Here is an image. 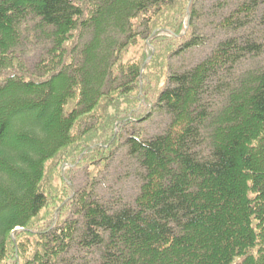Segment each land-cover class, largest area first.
Returning <instances> with one entry per match:
<instances>
[{
    "label": "trees",
    "instance_id": "16d2710c",
    "mask_svg": "<svg viewBox=\"0 0 264 264\" xmlns=\"http://www.w3.org/2000/svg\"><path fill=\"white\" fill-rule=\"evenodd\" d=\"M194 1L0 0V264H264V67L239 72L264 55V32H240L264 29V0L172 73L204 45ZM35 39L48 47L31 70L20 48ZM154 108L167 130L127 141L140 194L104 202L98 174Z\"/></svg>",
    "mask_w": 264,
    "mask_h": 264
},
{
    "label": "rangeland",
    "instance_id": "374dc122",
    "mask_svg": "<svg viewBox=\"0 0 264 264\" xmlns=\"http://www.w3.org/2000/svg\"><path fill=\"white\" fill-rule=\"evenodd\" d=\"M194 0H191V2ZM250 0H195L194 7L197 15L194 19L196 27V36H200L204 45L187 52L172 57L171 72L182 73L195 67L204 61L212 52L226 39L236 34L226 32L221 26L225 18L230 17L240 4ZM258 23H253L244 31V35L251 36L254 39L263 38L264 29ZM36 44L27 43L20 48V54L23 56L27 66L33 70L48 45L38 39ZM139 51L140 48H133ZM264 67V55L261 57L250 56L242 61L239 72L244 70L258 71ZM151 117L141 123L129 124L122 133L121 145L115 151L114 156L108 162L106 169L98 174L96 178V192L104 202H117L133 204L141 192L142 175L144 169L141 167L140 160L133 156L127 144L131 136L142 132L143 137L152 139L153 137L164 133L170 125V118L167 113L154 108L151 110ZM66 167L64 172H67ZM72 178L74 192H78L86 186L89 180L88 169L75 165L72 171L68 173ZM74 196V193H72ZM71 194V196H72ZM83 263V261H81Z\"/></svg>",
    "mask_w": 264,
    "mask_h": 264
}]
</instances>
